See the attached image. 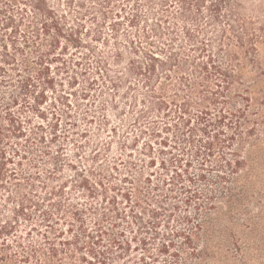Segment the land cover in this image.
<instances>
[{"label": "trees", "instance_id": "trees-1", "mask_svg": "<svg viewBox=\"0 0 264 264\" xmlns=\"http://www.w3.org/2000/svg\"><path fill=\"white\" fill-rule=\"evenodd\" d=\"M225 248L264 259V0H0V264Z\"/></svg>", "mask_w": 264, "mask_h": 264}, {"label": "rangeland", "instance_id": "rangeland-1", "mask_svg": "<svg viewBox=\"0 0 264 264\" xmlns=\"http://www.w3.org/2000/svg\"><path fill=\"white\" fill-rule=\"evenodd\" d=\"M109 23L110 22H107L102 27V33L105 37H108V34L110 32ZM97 29L98 28L96 26V30ZM96 47L99 51L105 49V45L102 40L96 41ZM101 72H103L102 74L104 75L102 77H104L105 76L104 71L102 70ZM102 77H100L99 74H96V142L97 143L103 142L106 139L111 138V133L109 129L106 128V129L99 130L102 121L109 119L113 124L117 120L116 117L114 116L113 108H112L113 92L108 87L103 86L104 80L102 79ZM116 151H117V147L114 146L113 152L116 153ZM108 158L109 160H112V154H110ZM116 182L118 181L116 180ZM129 186L130 185H128V187ZM124 205H126V202ZM146 217H148V215H146ZM240 255H242L241 252H238L235 250L233 251L231 249L228 250L225 248L219 253V257L225 260V262L224 263L223 262H219V263L212 262L211 264H264L263 257L261 256L260 252H257L256 250L250 251L248 258L245 261L244 260H241V261L233 260L235 259L234 257H239L240 259L241 258ZM226 256H228V259H225Z\"/></svg>", "mask_w": 264, "mask_h": 264}]
</instances>
